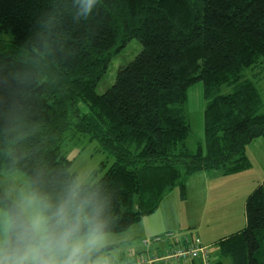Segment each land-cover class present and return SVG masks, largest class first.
<instances>
[{"label":"trees","instance_id":"16d2710c","mask_svg":"<svg viewBox=\"0 0 264 264\" xmlns=\"http://www.w3.org/2000/svg\"><path fill=\"white\" fill-rule=\"evenodd\" d=\"M32 10V0H0V30L22 37ZM73 34L83 41L80 55L63 88L45 101L50 150L57 161L65 155L72 161L67 149L78 136L97 141L113 159L99 168L126 223L155 213L176 189L184 197L195 173L226 177L249 168L248 146L264 139V104L245 73L264 64V0H104L96 20ZM133 40L142 51L99 93L112 60ZM198 84L205 137L190 152L185 107ZM226 87L233 91L224 94ZM246 221L219 242V258L264 264V183L247 199Z\"/></svg>","mask_w":264,"mask_h":264},{"label":"clouds","instance_id":"9594fccd","mask_svg":"<svg viewBox=\"0 0 264 264\" xmlns=\"http://www.w3.org/2000/svg\"><path fill=\"white\" fill-rule=\"evenodd\" d=\"M32 3L22 37L0 30V264H132L137 225L97 165L55 159L46 118L104 0Z\"/></svg>","mask_w":264,"mask_h":264},{"label":"rangeland","instance_id":"374dc122","mask_svg":"<svg viewBox=\"0 0 264 264\" xmlns=\"http://www.w3.org/2000/svg\"><path fill=\"white\" fill-rule=\"evenodd\" d=\"M141 51L142 45L138 40L131 41L112 60L106 76L99 84V93H104L109 89L114 84L119 69L133 61ZM245 76L256 83L264 104V64L261 69L246 72ZM232 91L233 89L228 87L223 89L224 94ZM205 106L203 86L198 84L191 87L188 90V102L185 107L192 127L187 146L190 152H195L197 145L204 143ZM79 107L82 113L86 112V106L80 105ZM67 150L72 161L79 162L81 158H86V162L98 167L106 162L107 169L113 163V159L103 152L100 144L86 136H78ZM246 158L249 168L239 174L224 177L220 176L217 171H212L195 173L189 177L185 181L184 197L180 198L179 189L174 190L155 213L137 224L133 239L123 255L129 256L132 261L135 259L134 256H138L137 253L135 254L136 249L142 251L152 245L160 244L167 248V251L162 254L163 257L167 253L173 254L172 249L174 248L179 249L192 245L207 247L212 255L219 253L220 241L246 227L247 199L264 183V139L255 140L248 146ZM155 227L167 229L169 234L162 239L152 240L148 232ZM158 255L159 252L156 251L153 257L141 258V264H150L160 257Z\"/></svg>","mask_w":264,"mask_h":264},{"label":"crops","instance_id":"0c3cea01","mask_svg":"<svg viewBox=\"0 0 264 264\" xmlns=\"http://www.w3.org/2000/svg\"><path fill=\"white\" fill-rule=\"evenodd\" d=\"M203 173H206V172H203ZM181 196L182 195L180 194V198H181ZM165 199H166V197H165ZM166 230L167 229H158V228L155 227V228H152L150 231L148 230L149 231L148 234H149V236L151 237L152 240H156V239L159 240V239H162L165 235L169 234V231H166ZM156 244H158V243H156ZM146 246H148V245H146ZM169 246H171V245H169ZM156 251L159 252V255L158 256H160V257L157 258V260H154V261L158 262V264H219V263L220 264H230L226 260H223V259L221 260L219 258V253H217L215 255L214 254L213 255L211 254L210 255V259L208 261H205L202 258H200V259H194V260L188 259V260H181V261H174V260H167L166 259L164 261H161L160 259L161 258H164L162 256V254L167 251V248H165V246L163 244L156 245V246H153L152 245V246H150L148 248H145V250H142V251H141V249H136L135 250V254L137 253L138 256H134V258H135L134 260L135 261L132 260V261H134V262H132V264H134L136 262L138 263L141 260V258H150V257H153V253H156ZM165 257H166V255H165ZM210 261H211V263H210Z\"/></svg>","mask_w":264,"mask_h":264},{"label":"built area","instance_id":"2783aa9c","mask_svg":"<svg viewBox=\"0 0 264 264\" xmlns=\"http://www.w3.org/2000/svg\"><path fill=\"white\" fill-rule=\"evenodd\" d=\"M147 244V242H145ZM177 249V250H176ZM174 251L173 254L167 253L166 257L161 258V261L164 260H174V261H181V260H194V259H204L205 261H208L210 259L211 252L207 247L201 246V245H192V246H187L183 248H174L172 249ZM159 260V259H158ZM146 261H144L145 263ZM153 261L150 264H154ZM134 264H141V260L137 263ZM149 264V263H148Z\"/></svg>","mask_w":264,"mask_h":264}]
</instances>
